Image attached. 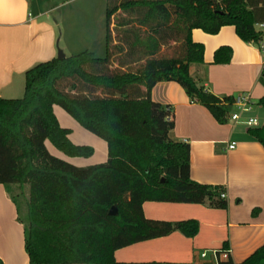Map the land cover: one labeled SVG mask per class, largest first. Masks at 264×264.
I'll return each instance as SVG.
<instances>
[{
	"label": "trees",
	"instance_id": "1",
	"mask_svg": "<svg viewBox=\"0 0 264 264\" xmlns=\"http://www.w3.org/2000/svg\"><path fill=\"white\" fill-rule=\"evenodd\" d=\"M106 1L104 58L87 50L37 64L25 74L22 98H0V185L23 225L30 264H116L118 249L177 231L197 235L195 221L145 218V202L228 208L222 187L191 179L190 145L173 140L174 111L155 102L152 90L176 82L227 123L234 98H217L190 75L192 64L204 63L192 32L233 26L243 42L259 46L264 0ZM231 59L229 47L215 52L217 65ZM258 103L264 108V96ZM54 106L106 142L105 163L78 167L49 151L47 144L71 158L94 155L71 142ZM249 133L264 148V124ZM242 264H264V245Z\"/></svg>",
	"mask_w": 264,
	"mask_h": 264
},
{
	"label": "crops",
	"instance_id": "2",
	"mask_svg": "<svg viewBox=\"0 0 264 264\" xmlns=\"http://www.w3.org/2000/svg\"><path fill=\"white\" fill-rule=\"evenodd\" d=\"M47 1L50 0H0V98H22L26 72L57 56L58 25L48 16L52 9H44ZM192 39L203 45L204 63L192 64L190 75L221 100L250 95L249 118L264 120V108L258 103L264 96V47L263 50L260 47L264 39L259 46L245 43L233 26H225L215 35L195 29ZM71 46L69 42L67 50ZM221 47L232 50V59L227 65L214 63L215 52ZM152 99L174 111L172 138L190 145L191 179L199 184L222 187L228 208L145 202V218L171 223L195 221L199 231L192 238L177 231L118 249L114 253L116 264H218L213 252L219 256V264H242L264 245L263 146L241 120L231 119L235 109L230 108L227 123L220 124L176 82L158 83L152 90ZM53 110L61 127L72 131L69 138L73 144L94 149L92 157L84 158L83 163H77L80 158H76L73 165L87 167L107 161L106 142L74 122L62 108L54 106ZM75 135L85 143L75 142L72 139ZM231 143H236L234 150L227 148ZM97 155L100 160L93 161ZM12 209L18 221L16 207L6 187L0 185V259L3 264H30L24 249L23 225V243L19 245L20 236L15 238L2 223L3 214L7 216ZM255 209H259L257 216H253ZM203 252H208L206 258H202Z\"/></svg>",
	"mask_w": 264,
	"mask_h": 264
},
{
	"label": "rangeland",
	"instance_id": "3",
	"mask_svg": "<svg viewBox=\"0 0 264 264\" xmlns=\"http://www.w3.org/2000/svg\"><path fill=\"white\" fill-rule=\"evenodd\" d=\"M106 2V0H50L45 2L44 9H52L48 15L49 18L58 25V50L62 51L66 57L87 51L88 48H91L93 50L91 52L95 53L97 57H105ZM68 34L70 35L68 36ZM69 42L72 46L67 50L66 47ZM231 108L235 109L233 106ZM249 115L250 113H243L240 122L245 124ZM258 116L260 117V115ZM257 119L261 125L264 123L263 119L261 120L258 117ZM73 121L76 122L75 120ZM244 126L246 127L247 125L245 124ZM72 139L77 143H85L84 140L78 139L76 135ZM47 145L54 156L72 164L74 159L76 160V158L66 156L52 145ZM83 160L85 159L80 158L76 162L83 163ZM99 160L98 155L93 159V161ZM24 215L25 211H22L21 216L23 217ZM2 220H4L2 223L9 227L8 232L10 234L15 238L20 236L18 242L19 245H22V228L19 221L16 220L15 210L12 209L10 214L7 213V216L4 213Z\"/></svg>",
	"mask_w": 264,
	"mask_h": 264
},
{
	"label": "built area",
	"instance_id": "4",
	"mask_svg": "<svg viewBox=\"0 0 264 264\" xmlns=\"http://www.w3.org/2000/svg\"><path fill=\"white\" fill-rule=\"evenodd\" d=\"M259 29L263 32L264 34V23L259 25ZM263 39H264V35H263ZM262 48L264 47V44H261ZM251 97L248 94H241L239 96L234 97L233 100V104L232 106L235 108V112H233L231 114V119L235 122H238L241 120L242 114L243 113H248L251 110ZM245 124L249 127V128H254V127H258L260 126V123L258 121L257 118H249ZM228 150H234L236 148V143H231L228 145ZM222 198H225V194L222 193L221 195ZM208 255V252H203L201 254L202 258H206ZM214 258L215 260L218 262L219 264V256L216 252H213ZM224 257L227 258L228 256L226 254H224Z\"/></svg>",
	"mask_w": 264,
	"mask_h": 264
},
{
	"label": "water",
	"instance_id": "5",
	"mask_svg": "<svg viewBox=\"0 0 264 264\" xmlns=\"http://www.w3.org/2000/svg\"><path fill=\"white\" fill-rule=\"evenodd\" d=\"M64 57H65V55L63 54V52L60 51V50H58V56H57V58L62 59V58H64ZM110 215H112V216H116V215H117V210H116V208H112V210H111V212H110Z\"/></svg>",
	"mask_w": 264,
	"mask_h": 264
}]
</instances>
